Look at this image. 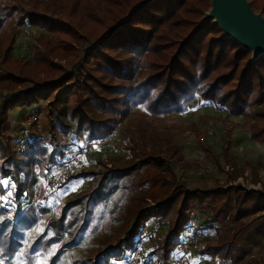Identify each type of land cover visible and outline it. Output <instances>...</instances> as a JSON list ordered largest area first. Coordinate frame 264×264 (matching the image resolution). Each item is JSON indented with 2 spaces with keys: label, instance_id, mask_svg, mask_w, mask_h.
<instances>
[{
  "label": "trees",
  "instance_id": "16d2710c",
  "mask_svg": "<svg viewBox=\"0 0 264 264\" xmlns=\"http://www.w3.org/2000/svg\"><path fill=\"white\" fill-rule=\"evenodd\" d=\"M64 1L58 16L37 9L35 0H0V197H6L0 198V261L120 262L142 251L144 227L159 219L167 228L161 245L151 251L157 264H175L168 261L170 252L192 236L201 257L237 264L247 249L227 239L224 228L232 224L240 232L250 218H264V194L231 183L239 175L228 152L229 134L221 149L225 165L216 159L214 185L208 188L189 187L169 170L166 155L139 150L130 139L122 145L126 156L120 163L105 167L108 162L97 159V168L60 174L62 186L91 177L87 191L76 192L59 206L42 202L39 207L32 202L38 176L69 160V147L66 142L52 145L34 125L23 129L28 114L16 108L55 94L62 108L50 121L52 133L74 131L94 142L106 138L136 106L152 115L182 113L200 99L216 111L243 117L249 139L264 142V55L251 60L250 51L222 37L211 20L199 25L208 0H154L128 14L140 0ZM251 2L264 13V0ZM24 26L46 32L32 43L29 61L12 56L18 28ZM17 159L19 165H10ZM10 175L13 187L4 184ZM205 212L217 225L215 236L203 241L198 228ZM39 223L43 231L35 230ZM189 226L188 238L182 240ZM254 232L264 236V219ZM60 242L63 249L57 246ZM247 264H264V255Z\"/></svg>",
  "mask_w": 264,
  "mask_h": 264
},
{
  "label": "rangeland",
  "instance_id": "374dc122",
  "mask_svg": "<svg viewBox=\"0 0 264 264\" xmlns=\"http://www.w3.org/2000/svg\"><path fill=\"white\" fill-rule=\"evenodd\" d=\"M31 1L33 0H23V2L26 3H31ZM35 1L38 3L37 9L46 10L58 16L62 14L65 8L64 0ZM142 1L143 0H140L135 6L130 8V10L128 9L127 14L134 10V7L138 6ZM210 7L211 0H208V6L198 20L199 25L207 21H203V18ZM252 7L255 11L261 12L264 15L261 9H256L253 5ZM210 20L214 23L212 19ZM78 31L81 34L85 33L82 27H78ZM221 31L223 34L222 29ZM45 34L46 32L43 29L30 26L19 27L16 43L12 51L13 58H21L28 61L32 60V43L38 35ZM51 38L53 39V36H51ZM80 41L81 39L76 41V47L81 46ZM60 62L62 65H65L64 60ZM28 84L29 82L26 83V85ZM21 87L22 86H19L16 89H20ZM54 96L55 94L43 99L38 98L35 104L27 106L24 103L20 105L22 107L19 106L16 108V110L22 108V113L28 115L32 114L34 110L39 112V122L40 125L44 126L45 139L49 143H51L50 139L54 136L50 129V121L60 115L62 108V103H55ZM262 106L263 104L260 105V107ZM15 122L17 123L16 120ZM15 122H13L12 125L16 124ZM116 128L118 132L116 138L113 139L105 149L95 143L92 144L90 148L92 153L91 167L97 168V159L108 162L105 164V167H110L112 163H120L126 156V150H124L122 145L132 139L139 150L144 149L154 154L166 155L169 170L181 181H186L189 187L196 185L208 188L214 185L213 173L217 172L216 159L219 158L221 165H225L221 160V149L227 138L225 136L227 133L230 135L231 139L228 152L235 161L237 174L239 175V177L231 183H239L245 190L249 191L251 189H256L264 194V142L249 139L248 128L244 125L243 117L231 116L223 111H216L210 102H203L200 99L194 100L182 113L162 115L149 114L141 106H136L127 117L116 124L115 129ZM207 131H210V133ZM55 136H57L56 139L61 137L58 143L66 142L67 147H69L68 164L71 168V172L89 166L86 164V158L82 153L84 147L88 143L85 141L83 133L71 131L69 134L56 133ZM206 148H209L210 151L206 150ZM2 161L4 162V159H2L0 163H2ZM19 164L20 159H17V161L12 162L10 165ZM225 169L231 171L232 168L225 166ZM52 171L56 178H58L53 185L47 182L45 176H38V180L35 183V195L32 198L34 204L43 202V204L53 208L59 206L66 198L76 192L80 190L87 191L92 185V178L88 177L85 179H72L66 185L62 186L60 185L62 181L60 172L54 169H52ZM222 176L223 174L217 175L219 179L224 180ZM4 184L7 187H13L11 175ZM220 184L224 185V181H221ZM140 192L143 194L145 189H141ZM147 202L152 204L149 199H147ZM36 205L39 206L38 204ZM4 215L9 217V213L8 215ZM263 219L262 216L250 218L248 227L240 232H235V228L232 224L224 228V235L227 239L232 241L233 244L240 245L247 249V253L237 264H247L251 260L252 255L253 258L264 255V236L254 232L255 225ZM45 223L47 224V221H45ZM216 225L217 223L210 213L205 212L200 216L198 230H201L200 235L203 241L209 240L215 236L213 227ZM39 228L40 223L35 227V230L38 231ZM166 228L167 225L164 221L159 219L150 220L143 229V239L141 244H139L142 251L140 253L131 254L120 262L111 260L110 264H142L145 259L150 258L154 260L151 251L157 250L161 245ZM190 228L189 226L188 230L183 233L182 240L188 238ZM60 238L62 241L65 235H62ZM196 238L197 237L194 236L190 238L192 244L185 253L187 263L222 264L221 260L218 258L210 260L201 257L197 252L196 245L193 244ZM57 246L63 249L61 247V242ZM75 249H79V247ZM181 253L180 246H177L170 252L168 261L175 263ZM41 263H43L42 260L40 261V264Z\"/></svg>",
  "mask_w": 264,
  "mask_h": 264
},
{
  "label": "water",
  "instance_id": "95a60500",
  "mask_svg": "<svg viewBox=\"0 0 264 264\" xmlns=\"http://www.w3.org/2000/svg\"><path fill=\"white\" fill-rule=\"evenodd\" d=\"M150 1L143 0L134 9ZM210 19L223 30V37L251 51V60L264 55V15L253 9L250 0H211L203 21Z\"/></svg>",
  "mask_w": 264,
  "mask_h": 264
},
{
  "label": "built area",
  "instance_id": "2783aa9c",
  "mask_svg": "<svg viewBox=\"0 0 264 264\" xmlns=\"http://www.w3.org/2000/svg\"><path fill=\"white\" fill-rule=\"evenodd\" d=\"M39 119H40V114L39 112H36V113H32L30 115H27L24 120H23V123H22V127L23 129H28L30 126L34 125L36 130L41 133L42 135H44V126L40 125V122H39ZM21 130L24 131V130ZM206 132V131H205ZM208 133H210V131H207ZM117 128L114 129L106 138H103V139H100V140H97V141H94V142H88L86 144V146L84 147L82 153L84 155V157L86 158V164L90 166L91 164V156H92V153H91V146L93 143H95L96 145H99L100 147H102L103 149L106 148V146L113 140L116 138L117 136ZM54 139L52 138L51 140V143L52 144H55L57 145L59 140L61 139V137L57 138V136L54 135ZM69 161L66 160L65 162H62V163H56L55 165H51V167L54 169V170H57L60 172V174L62 175H67L69 173H71V168L69 166ZM45 179L47 180V182L50 184V185H53L54 182L56 181V176L54 175V172L52 173H49L45 176ZM38 204L39 206L42 207L41 203H36ZM8 215V213H6ZM193 227H197V220L194 218L193 219ZM192 244V241L191 239H188L186 242L182 243L180 245V249L182 251V253L180 254V256L177 258L175 264H188L187 261H186V258H185V253L188 249V247H190ZM253 257V255H252ZM251 257V259H252ZM146 264H156L154 262V260H151L149 259L147 261Z\"/></svg>",
  "mask_w": 264,
  "mask_h": 264
},
{
  "label": "snow or ice",
  "instance_id": "6c2138e0",
  "mask_svg": "<svg viewBox=\"0 0 264 264\" xmlns=\"http://www.w3.org/2000/svg\"><path fill=\"white\" fill-rule=\"evenodd\" d=\"M7 195L10 196L11 195V192H9ZM0 198L6 199V197H0ZM38 231H43V230L42 229H39ZM0 264H2V261H0Z\"/></svg>",
  "mask_w": 264,
  "mask_h": 264
}]
</instances>
